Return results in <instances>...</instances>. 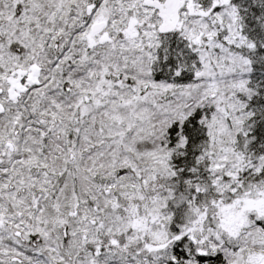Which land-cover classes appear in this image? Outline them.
<instances>
[{
    "label": "snow or ice",
    "instance_id": "1",
    "mask_svg": "<svg viewBox=\"0 0 264 264\" xmlns=\"http://www.w3.org/2000/svg\"><path fill=\"white\" fill-rule=\"evenodd\" d=\"M0 264H264V0H0Z\"/></svg>",
    "mask_w": 264,
    "mask_h": 264
}]
</instances>
